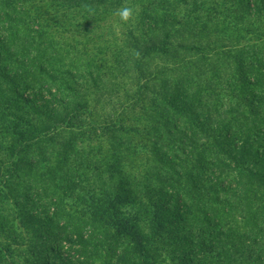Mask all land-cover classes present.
<instances>
[{
  "label": "rangeland",
  "instance_id": "374dc122",
  "mask_svg": "<svg viewBox=\"0 0 264 264\" xmlns=\"http://www.w3.org/2000/svg\"><path fill=\"white\" fill-rule=\"evenodd\" d=\"M3 3L13 5L18 11L26 14L33 12L34 18L31 33L26 35L28 42L26 39H13L4 43L7 49L0 44V121L6 125L19 124L25 130L29 126H35V120L38 119L32 107L22 104L16 106L14 95L10 94L15 83L12 75L24 77L25 61L29 58L31 64L27 69L30 71L38 73V68H42L51 76H57L65 82L70 81L67 74L72 76L76 85L82 88V92H78L77 96V93L68 92L66 88V93L71 97L66 95L64 100L77 103L73 106L77 110L80 109V104L87 106L88 110H83L80 114L81 121H84L85 125H98V135L102 132L101 126L106 127L116 119L122 120V124L132 126L130 130L138 129L144 134L143 121L150 119L149 115L154 116L153 102L164 103V97L153 92L168 86L174 89L177 82L181 81L188 85L187 71L198 77L203 76L204 68L198 70L193 64L199 61L196 58L201 48H204L202 53L211 54L209 49L214 42L210 36H224L226 40L230 38L229 42H223L226 43L223 49L225 55H235V50L229 47H237L239 50L253 48L252 51L258 58L255 63H258L257 73L260 77L257 78L256 74L248 77L251 82H260L255 90L258 91V111L262 112L264 0H0V5ZM85 4L90 5L94 11L86 10L83 7ZM124 4L136 6V20L132 25L117 27L119 18L114 15V10ZM2 18L0 25L5 26L7 19L5 15ZM19 18L20 15L16 19ZM153 18L164 24L165 29L159 34L154 32L153 28H146L147 25L154 27ZM212 19H215L214 24ZM203 25L207 29L201 32ZM167 29L173 31L165 37ZM41 31L43 37H38L37 34ZM4 32H0V43L3 41ZM154 35L163 38L162 45L158 46L160 50L143 49L135 58L134 54L130 55L133 52L137 54L133 49L134 45L140 48ZM179 42L194 48L182 49ZM162 51L168 55H163ZM203 58L207 64L211 63L209 58ZM232 69L242 68L233 64ZM148 70L151 71V76L145 74ZM211 74L217 76L216 72ZM149 76L152 79L150 90L147 85ZM154 76H159V79L156 80ZM52 85L55 89L56 85ZM242 93L247 97L246 89ZM27 94L31 95L32 92L29 90ZM120 101L129 106L123 118H118L113 112V104ZM143 109L149 111L147 116ZM89 110H93L90 115L86 112ZM110 115L114 120L109 118ZM242 115L251 119L250 108L245 109V114ZM263 115H260L261 119H264ZM15 116H19L21 121L16 120ZM258 121L260 123V120ZM262 126L264 128V125ZM5 136L0 128V241L5 246L11 244L17 250L11 264H40L37 258L31 255L30 248L34 243H38L34 230L42 227L43 223L46 226L43 239L50 236L51 242L49 248L43 250L39 259L41 264H264V245L255 247L254 244L248 243V236L255 231V226L251 220L246 219L245 212L234 208L241 200L233 194L225 197L226 205L223 208L208 198L198 202L186 196H179L181 199L178 198L179 201L175 203L167 202L166 198H156L154 203H150V200L144 197L149 195L152 199L156 195L153 192L154 187L159 189L166 185L153 182L149 185L151 191L133 186V190L139 189L141 193L134 191V194H131V203L121 208L123 216L109 217L107 220L112 221L111 225L123 219L134 225L143 234L145 253H141L128 237L119 234L112 226L105 224L90 227V223L87 224L88 215L84 218L82 214H76L79 217L71 219V222L61 215L55 220L51 215L56 211L54 208H39L40 196H44V199L51 196L60 200L64 197L62 187L71 180H82L81 184H87V180L94 181L98 187L105 185L106 180L117 187L120 181H116L117 178L110 179V171L106 167L81 168V172L88 175L85 177L84 174L82 179L78 178L77 173L70 172L69 161L82 167V161H95L99 149L95 142L92 141L88 145L87 140H82V150L80 148L79 153L71 154L65 147L57 144L68 140L66 136H63L66 139L58 137L56 144L43 145V153L32 146L34 157L39 158V164L36 168L34 166L35 170L26 172V178L21 181L16 178L14 170H11L13 161L21 159L24 162V156L31 159L33 155L27 151L22 153L24 156H11L10 149H6L9 140L4 139ZM76 138L75 142L82 139L78 136ZM109 141H103L105 152ZM179 145L180 143L176 142L174 148ZM181 149L187 151V154L177 152L182 160H192L188 155L189 148ZM255 150H259L257 157L260 155L264 158V135ZM140 160V165L136 168L130 165L128 158L125 160V167L128 172L133 173L131 179L135 180L134 183H149L145 178L151 180L149 175L159 163L154 155L146 153ZM182 163L185 165V162ZM39 178L50 181L45 183L48 185L47 191L40 190L43 183L39 182ZM28 186H32V189L29 190ZM170 186L171 182L165 188L174 193ZM259 186L264 191V179ZM90 188H94L92 184ZM78 195L71 193L64 197L66 200L69 198L71 209H74L73 206L82 205ZM258 203L264 206L263 194L253 201L252 207L256 209ZM255 212L257 213V209ZM34 216L36 217L33 219ZM261 216L264 217V211ZM213 217H216V220ZM215 222H218L217 226ZM220 231L224 233L221 234ZM6 233L10 235L5 236ZM76 234H80L81 238L76 237ZM19 235V244H13Z\"/></svg>",
  "mask_w": 264,
  "mask_h": 264
},
{
  "label": "trees",
  "instance_id": "16d2710c",
  "mask_svg": "<svg viewBox=\"0 0 264 264\" xmlns=\"http://www.w3.org/2000/svg\"><path fill=\"white\" fill-rule=\"evenodd\" d=\"M3 15L7 19V24L5 26L0 25V32L5 31L2 36L3 41L1 40L0 43L1 46L7 49L4 43L6 44L16 38L26 39L27 41L26 35L31 33L30 28L34 21L33 12L32 14H26L18 11L13 5L3 3L0 5V19H3ZM18 15L21 18L16 19ZM152 21L154 27L147 25L148 30L153 28V31L159 34L165 29L164 24L158 19L153 18ZM211 22L214 24L215 19H212ZM206 23L209 25L208 21ZM205 25L200 30L201 32L206 28ZM166 31L165 37L173 29H167ZM37 35L43 37V32L41 31ZM210 37L214 42V45L209 49L211 54L202 53L204 48H201L196 58L199 61L197 60L193 64L198 70L204 68L202 70L203 76L198 77L187 71L186 81L188 85L181 81L180 83L177 82L174 89L168 86L160 91L153 92L157 96H163L164 103L153 102L154 116L149 115L150 119L143 121L145 124L142 128L144 134H141L138 129L130 130L129 128L132 126L122 124V120L116 119L111 121L112 123L105 124L106 127L101 126L100 130L102 132L98 135V125L93 123L85 125L84 121H81L80 114L83 110H88L87 106L84 107L80 104L81 107L77 110L73 108L77 103L64 100L66 95L71 97L69 93H66L67 90L71 93H77V96L79 95L78 92H82V88L76 85L72 76L67 74L70 81L65 82L57 76H51L42 68H38V73H35L27 69L31 62L29 58H26L24 77L18 74L12 75L15 83L10 94L14 95L13 101L16 106L19 107V104H22L32 107L38 119L35 120V126H29L25 130L19 124L11 126L0 121V128L6 134L4 139L9 140L6 143V149H10L11 156H17L27 151L33 155L31 159L30 157L27 159L28 156L25 157L22 154L24 162L21 159L13 161L11 170H14L16 178L23 181L22 178H26V172L30 173L33 169L35 170L36 165L39 164L37 161L39 158L34 157L35 153L32 151V146L43 153L45 151L43 145L56 144L58 137L66 136L68 140L57 144L63 148L65 147V150H69L71 154L79 153L84 142L82 140H87L88 145L92 141L95 142L99 149L95 161H82V167H79L73 161H69L70 172L77 173L78 178L81 177L82 179L84 174L85 177L88 175L81 172V168L96 167L101 169L106 167L110 171L109 178H117L116 181H120L117 187L112 186L107 180L105 185L101 184L98 187L94 181L89 182L87 180V184H81L82 180L80 182H72L71 180V182L65 183L64 188L62 187L64 197L71 193L79 194L78 198L82 200V205L73 206L74 210L69 207V198L66 200L62 197L59 200L48 196L49 198L44 199V196H40L38 202L40 209L48 208L47 210H49V207L54 208L56 211L51 215L55 220L59 219L58 217L61 215L69 222L72 221L71 219L79 217L76 214H82L84 218L88 215L89 221L87 224L90 223V227L94 228L105 224H107L105 226H112L119 234L128 237L141 253H145L143 234L134 225L124 219L117 220L116 224L111 225L112 221H108L107 218L123 216L124 213H122L121 208L131 203L129 202L131 194L133 195L134 191L141 193L139 189L136 190L135 188L133 190V186H140L144 191H151L149 185L153 182L164 186L171 182L170 188L174 190V193L168 192L166 186L159 189L154 187L153 192L156 195L152 199L149 195L144 198L150 200V203H154L156 198H166L167 202L175 203L179 201V196L192 197L198 202L208 198L212 203L222 205L221 208H223L226 205L225 197L233 194L238 200H241L239 202L240 206L239 203H236L234 208L240 212H245L246 219L251 220L255 226V231L252 232L250 237L248 236V243L254 244L255 247L264 245V217L261 216L264 206L258 203L257 213L255 207H252L254 200H258L261 194L264 196V191L259 186V183L264 179V172H262L264 171V158L260 155L257 157L260 149L255 150L259 145L261 136L264 135L262 126L264 125V119L260 118V115L264 114V106L262 112H259L258 91L255 90L256 85L260 83L259 80L251 82L248 77V75L253 74H256L257 78L260 77L257 73L259 72L256 65L258 63H255L258 58L255 57L254 51H252L253 48L239 50L237 47H229L235 50V55H225L226 52L223 49L226 47V43L223 42H229L230 38L228 37L226 40L224 36L219 37L220 39L217 36L215 38ZM162 40L163 38L160 35H154L142 47L139 48L138 45H134L133 49L137 51L138 55L143 49L158 51L160 50L158 46L162 45ZM179 44L182 49L192 50L194 48L187 43L179 42ZM133 54L135 58L137 54L135 55L133 52L130 55L133 56ZM163 55L168 54L163 53ZM163 55H160L161 58ZM203 57L209 58L211 63L207 64ZM45 62L48 61L45 60ZM233 64L242 69L233 70ZM262 68L264 70V66ZM213 72H216L217 76H213L211 74ZM145 74L151 76L152 73L148 70ZM61 76H64V74H61ZM150 76L147 78L149 80L147 84L149 90L152 87ZM153 78L158 80L159 76ZM52 83L56 85L55 89ZM245 89L247 90V97L242 93ZM29 90L32 92L31 95L27 94ZM89 90L90 87L87 91L89 92ZM2 91L4 92V89ZM113 105V112L118 118H123L125 111L129 110V106L124 101ZM249 108L251 119H246L242 114H245V109ZM92 111L86 112L90 115ZM142 111L144 113L146 109ZM147 113L149 111L145 115ZM15 117H17L16 120L21 121L19 116ZM111 117L110 115L109 118L114 120ZM134 133L136 134L133 136ZM77 136L82 137V139L75 142ZM105 140H110L106 152L103 150L105 148L103 141ZM176 142L180 143V147L174 148ZM181 147L189 148L188 155L192 160H182L177 152L182 151L187 154V151L181 149ZM143 153L154 155L159 166H155L153 173L149 175L151 180L145 178V181L149 183L144 184L143 181L134 183L135 180L131 179L133 173L127 171L125 160L129 158L130 165L138 168L140 158L144 156ZM182 162H185V165ZM180 164H182V168H180ZM39 182L43 183V188H40V190L47 191L48 185L45 183L50 181L39 178ZM90 184L93 185V189L90 188ZM1 186L0 189H2ZM31 187L28 186V189H32ZM134 200L138 201L137 199ZM138 202L141 203V201ZM141 210L143 212V209ZM138 211H140V208ZM145 212H147L146 208ZM213 218L216 220V217ZM215 224L217 226L218 222H215ZM34 232L37 233L38 243H34L30 248L31 255L36 257L41 264L39 259L43 254V250L49 248L51 237L48 236L47 238L46 236V239H43L46 234L44 223L42 227L35 229ZM220 233L223 234L224 232L220 231ZM8 235L10 233L5 234V236ZM76 237H80V234H76ZM215 239L218 240L219 237H215ZM19 240L20 235L13 244L18 245ZM16 252L17 250L11 244L5 246L0 241V264H11ZM18 252L25 255L20 250ZM259 261H262V259H259ZM44 263L47 262L44 261Z\"/></svg>",
  "mask_w": 264,
  "mask_h": 264
},
{
  "label": "clouds",
  "instance_id": "9594fccd",
  "mask_svg": "<svg viewBox=\"0 0 264 264\" xmlns=\"http://www.w3.org/2000/svg\"><path fill=\"white\" fill-rule=\"evenodd\" d=\"M83 7L89 12L94 11L90 5L85 4L83 5ZM114 15L119 18V24L117 25V27H119L120 25H132L135 23L137 16L136 6L130 4H124L118 9L114 10Z\"/></svg>",
  "mask_w": 264,
  "mask_h": 264
}]
</instances>
